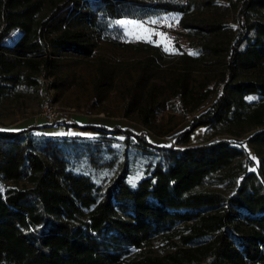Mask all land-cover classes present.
Listing matches in <instances>:
<instances>
[{
    "label": "trees",
    "instance_id": "obj_1",
    "mask_svg": "<svg viewBox=\"0 0 264 264\" xmlns=\"http://www.w3.org/2000/svg\"><path fill=\"white\" fill-rule=\"evenodd\" d=\"M167 15L198 54L181 49L179 68L119 26ZM42 73L93 104L116 91L124 116L159 136L173 130L158 124L165 111L208 107L177 147L119 127L0 128V264H264V0H0V99ZM203 127L253 131L256 166L228 139L189 145Z\"/></svg>",
    "mask_w": 264,
    "mask_h": 264
},
{
    "label": "rangeland",
    "instance_id": "obj_2",
    "mask_svg": "<svg viewBox=\"0 0 264 264\" xmlns=\"http://www.w3.org/2000/svg\"><path fill=\"white\" fill-rule=\"evenodd\" d=\"M179 20L180 17L177 15H167L145 22L122 20L126 23H120V21L119 26L124 33L126 42L133 45L158 47L164 53L165 64L179 68L182 59L181 49L192 58L198 56L196 51L189 47L187 33L179 26ZM130 22L142 24L144 28L152 30L151 42L137 39L133 35L137 29ZM157 33H163L164 36L169 38L167 44L158 43L162 38ZM18 37L19 33L14 35L7 44L12 45ZM117 56H123L124 58L126 55L121 53ZM39 78L41 85L38 88H31L27 85L21 86L15 93L0 99V128L21 131L38 127L35 132L50 136H93L92 132L84 129L85 126H97L107 129L119 127L122 130H131L135 135L143 136L154 146L177 147L178 136L188 130L193 115H199L208 107V105L201 106L188 116L182 113L165 111L159 116L158 124H160L161 129L169 127L173 130L166 136H159L142 127L137 123L134 116H124L123 105L116 91H113L104 102L101 104L96 103V105L93 104L94 100L90 97V92L88 90V93L81 91L79 85L69 91H57L53 85V77L42 73ZM252 133L253 131H249L240 137H234L227 133L216 132L203 127L194 130L189 137L188 144L197 145L215 139H228L243 146L256 166L258 158L253 149L245 143L247 137ZM142 167L143 164L139 163L138 170L128 178L131 185L134 186L142 177ZM147 249L152 250L155 254L160 253L159 247L149 246Z\"/></svg>",
    "mask_w": 264,
    "mask_h": 264
},
{
    "label": "snow or ice",
    "instance_id": "obj_3",
    "mask_svg": "<svg viewBox=\"0 0 264 264\" xmlns=\"http://www.w3.org/2000/svg\"><path fill=\"white\" fill-rule=\"evenodd\" d=\"M120 23H126V22L121 21ZM130 23H133V27L135 29H137V31L135 33H133V35H135L137 39H143V40H147V41L151 42V35L153 34L152 30L144 28V26L142 24H137L134 22H130ZM157 35L161 36V38H162L161 41H159L158 43L167 44L169 38L164 36L163 33H157ZM191 54L194 55L195 53H191ZM0 190H2V186H0Z\"/></svg>",
    "mask_w": 264,
    "mask_h": 264
},
{
    "label": "built area",
    "instance_id": "obj_4",
    "mask_svg": "<svg viewBox=\"0 0 264 264\" xmlns=\"http://www.w3.org/2000/svg\"><path fill=\"white\" fill-rule=\"evenodd\" d=\"M56 117H58V116H56Z\"/></svg>",
    "mask_w": 264,
    "mask_h": 264
}]
</instances>
